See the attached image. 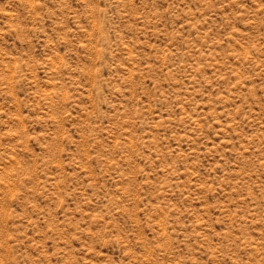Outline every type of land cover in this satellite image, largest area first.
<instances>
[{"label":"rangeland","instance_id":"374dc122","mask_svg":"<svg viewBox=\"0 0 264 264\" xmlns=\"http://www.w3.org/2000/svg\"><path fill=\"white\" fill-rule=\"evenodd\" d=\"M0 264H264V0H0Z\"/></svg>","mask_w":264,"mask_h":264}]
</instances>
